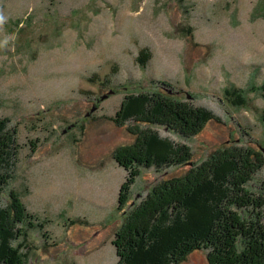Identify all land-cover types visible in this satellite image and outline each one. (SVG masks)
<instances>
[{"label": "rangeland", "instance_id": "374dc122", "mask_svg": "<svg viewBox=\"0 0 264 264\" xmlns=\"http://www.w3.org/2000/svg\"><path fill=\"white\" fill-rule=\"evenodd\" d=\"M0 16L2 137L16 140L0 206L15 192L34 216L16 226L23 264H119L127 212L163 179L227 147L264 155V0H0ZM135 94L170 95L220 121L190 137L139 125L193 158L139 167L121 206L132 169L115 153L137 134L133 118L116 117ZM251 183L264 192V166ZM207 253L173 264H209Z\"/></svg>", "mask_w": 264, "mask_h": 264}, {"label": "trees", "instance_id": "16d2710c", "mask_svg": "<svg viewBox=\"0 0 264 264\" xmlns=\"http://www.w3.org/2000/svg\"><path fill=\"white\" fill-rule=\"evenodd\" d=\"M133 118L137 138L116 151L115 158L131 170L120 193L125 206L139 167L189 165L193 152L141 124L164 125L185 137L196 134L217 117L206 108L193 107L170 95H129L117 113ZM0 121V194L13 177L15 133L2 137ZM227 147L225 149H230ZM217 150L184 176L165 178L148 196L129 210L117 233L119 264H173L195 249L208 251L209 264H264V192L252 187L254 175L264 166V155L251 147ZM135 170V171H133ZM34 216L20 196L12 192L8 207L0 206V264H23L14 245Z\"/></svg>", "mask_w": 264, "mask_h": 264}, {"label": "clouds", "instance_id": "9594fccd", "mask_svg": "<svg viewBox=\"0 0 264 264\" xmlns=\"http://www.w3.org/2000/svg\"><path fill=\"white\" fill-rule=\"evenodd\" d=\"M3 22V17L2 16H0V23H2Z\"/></svg>", "mask_w": 264, "mask_h": 264}, {"label": "flooded vegetation", "instance_id": "af4514ba", "mask_svg": "<svg viewBox=\"0 0 264 264\" xmlns=\"http://www.w3.org/2000/svg\"><path fill=\"white\" fill-rule=\"evenodd\" d=\"M92 111H94V110H92ZM89 115L88 116H90V113H88Z\"/></svg>", "mask_w": 264, "mask_h": 264}, {"label": "water", "instance_id": "95a60500", "mask_svg": "<svg viewBox=\"0 0 264 264\" xmlns=\"http://www.w3.org/2000/svg\"><path fill=\"white\" fill-rule=\"evenodd\" d=\"M94 110V109H93Z\"/></svg>", "mask_w": 264, "mask_h": 264}]
</instances>
